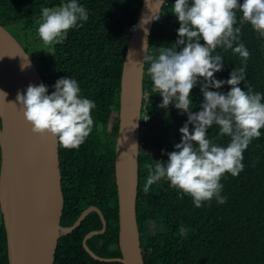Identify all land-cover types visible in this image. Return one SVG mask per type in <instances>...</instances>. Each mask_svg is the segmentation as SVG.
Segmentation results:
<instances>
[{"label":"trees","instance_id":"16d2710c","mask_svg":"<svg viewBox=\"0 0 264 264\" xmlns=\"http://www.w3.org/2000/svg\"><path fill=\"white\" fill-rule=\"evenodd\" d=\"M61 2L0 0V25L4 28L20 26L18 30L22 39L36 29L35 21L41 7L58 6ZM79 3L87 9L88 20L79 27L68 29L53 44L50 55L28 56L42 83L49 86L47 91H52L51 85L57 78L70 76L77 80L81 94L95 102V108L90 112L93 126L85 140L76 148L63 147L57 142L59 173L61 175L62 170L71 168L86 179L92 174L96 175L99 179L97 184L83 183L88 199L93 191H105L107 184L111 192L110 219L102 209L103 217L107 220V232L92 237L87 245L102 258H120L114 176L119 81L127 42L142 0H79ZM171 6L172 0H165L150 32L148 51L175 41L179 22L171 13ZM236 15V24L241 31L239 41L234 44L242 42L249 52L245 79L253 91L262 93L264 99V38L259 37L247 22L240 24L238 11ZM217 52L222 55L223 66L213 75L217 79H226L233 67L241 66V58L230 49L218 47L213 54ZM146 67L145 62L144 72ZM238 86L242 90L246 87L243 81ZM228 87L222 85L218 91H227ZM143 96L135 210L144 264H264V128L260 129L261 135L253 138L244 149L243 170L235 176L226 172L221 177V195L226 197L225 202L221 204L212 198L202 201L197 208L189 195L170 187L164 178L150 185L147 192L143 191L148 172L145 165L156 159H167L166 153L179 142L181 134L178 128L186 120V114L174 108L171 102L166 108H160L161 97L158 93H152L150 82L143 81ZM190 96V111L195 112L202 100L198 85L190 89ZM145 116L147 119H144ZM216 132L217 126L212 125L206 134L215 138L216 143H227L228 137H216ZM82 210L70 218L69 224L77 219ZM95 216L97 225L86 229L78 238L74 237L65 246L62 239L58 240L54 264H121L94 260L83 250L82 236L101 227L98 216ZM89 218L91 215L82 222L81 227ZM151 220H161L163 231L145 237L142 225ZM108 236L112 252L106 254L100 248L104 247ZM0 264H8L2 219Z\"/></svg>","mask_w":264,"mask_h":264},{"label":"clouds","instance_id":"9594fccd","mask_svg":"<svg viewBox=\"0 0 264 264\" xmlns=\"http://www.w3.org/2000/svg\"><path fill=\"white\" fill-rule=\"evenodd\" d=\"M237 11L240 24L247 22L264 38V0H172L171 13L179 22L175 41L153 51H148L150 45L142 41L143 55L138 62L141 67L147 63L145 71L152 93L161 97L160 108L171 102L186 114L178 128L179 142L166 153L167 159L145 165L144 192L164 178L170 187L189 195L197 208L212 198L222 204L226 197L221 195V177L243 170L244 149L261 135L264 99L245 79L247 48L242 42L234 44L241 31L236 24ZM87 20V9L79 0H62L58 6L41 7L35 32L43 44H54L68 29ZM218 47L230 49L241 58V66L233 67L226 79L213 75L223 66L222 55L213 54ZM24 66L21 64V69ZM241 81L246 85L243 90L238 86ZM225 84L230 86L227 91H218ZM196 85L202 100L193 112L190 89ZM48 87L44 83L27 84L23 93L16 92L15 104L21 107L34 133L47 132L61 146L76 148L92 129L90 112L95 102L81 94L77 80L70 76L57 78L50 92ZM0 94L6 95L3 90ZM212 125L217 126L216 137L227 136V143H216L206 134Z\"/></svg>","mask_w":264,"mask_h":264},{"label":"water","instance_id":"95a60500","mask_svg":"<svg viewBox=\"0 0 264 264\" xmlns=\"http://www.w3.org/2000/svg\"><path fill=\"white\" fill-rule=\"evenodd\" d=\"M164 3L142 0L122 62L114 152L121 257L101 258L88 249L86 240L104 233L103 221V228L83 241L90 257L100 262L144 264L135 210L145 68L138 61ZM29 83L42 81L28 54L0 25V90L6 93L0 94V214L8 264H54L63 210L57 140L47 132L34 133L15 104L16 92L23 93Z\"/></svg>","mask_w":264,"mask_h":264},{"label":"flooded vegetation","instance_id":"af4514ba","mask_svg":"<svg viewBox=\"0 0 264 264\" xmlns=\"http://www.w3.org/2000/svg\"><path fill=\"white\" fill-rule=\"evenodd\" d=\"M60 181H61V184H60L61 194L63 198V210H62L60 223H59L60 227H59L58 240L62 239L63 245L65 246L74 237L78 238L89 227L96 226L97 222H96L95 214L98 216V219L101 223V227L99 229L89 231L82 236L81 246L83 250L86 252L84 248V244H83L84 239L90 233L101 230L103 228V221L105 222L104 232H107V220L104 219L102 213L104 210L106 213V216L109 219L111 218V192L108 189L107 184H106L104 187L105 191H100L98 193L93 191L91 198L88 199L87 192L86 190H84L83 186L85 182L86 184H97V182H99L98 177L92 174L91 177L86 179L83 174L78 175L76 172H73L71 168L69 170H62V174L60 175ZM105 181L107 183L109 182L107 178L105 179ZM96 205L100 206V208H98ZM84 206L85 208L82 210V207ZM80 210L82 211L78 215L77 219L72 224H69L70 218H72L73 215L77 211H80ZM90 215H91V218H89L90 220L88 219L86 223L84 224V226L81 227L82 222L86 220ZM94 236H97V235H93L86 240V245H87V242ZM102 244L103 243H101V245ZM87 247L93 254L97 255L88 245ZM100 251L106 254L112 252V243L110 241L109 236L106 237V242L104 244V247L103 248L101 247Z\"/></svg>","mask_w":264,"mask_h":264},{"label":"rangeland","instance_id":"374dc122","mask_svg":"<svg viewBox=\"0 0 264 264\" xmlns=\"http://www.w3.org/2000/svg\"><path fill=\"white\" fill-rule=\"evenodd\" d=\"M5 29L8 33L16 39V41L20 44V46L26 50L28 55L35 56H48L53 51V44L45 45L43 42L37 37L35 30L29 34V36L23 37L21 39V35L18 29H21L20 26H16L12 28V26H6ZM143 80L145 82H150L149 78L146 74V71L143 75ZM0 222H1V214H0ZM163 231V222L161 220H151L142 225V234L147 236H153L155 234L161 233Z\"/></svg>","mask_w":264,"mask_h":264}]
</instances>
